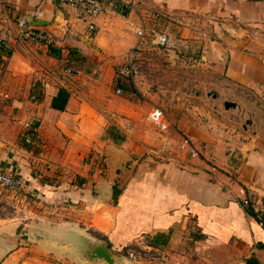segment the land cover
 Returning <instances> with one entry per match:
<instances>
[{
  "label": "crops",
  "instance_id": "1",
  "mask_svg": "<svg viewBox=\"0 0 264 264\" xmlns=\"http://www.w3.org/2000/svg\"><path fill=\"white\" fill-rule=\"evenodd\" d=\"M100 3L103 12L94 21L96 32L88 33L72 10L58 2L0 0V88L9 96L0 102L1 168L23 178L22 192L52 205L49 208L63 207L64 224L105 240L111 250L140 244L160 255L161 264H264V227L245 203L264 198V149L260 131L254 135L263 116L249 109L254 102L264 104V0ZM35 12L41 16L30 18ZM20 18L52 36L53 46L14 44ZM156 19L176 28L168 44L164 34L166 44L176 60L199 76L188 78L192 85L186 93L195 107L183 102L163 112L170 124L166 135L157 132L139 159L132 157L126 137L118 145L102 139V110L108 106L81 78L83 89L69 90L63 111L51 109L59 85L48 73L66 67V54L75 49L85 62L92 58L96 63L91 74L80 71V77L101 73V80L114 86L120 63L139 47L129 26L145 28ZM208 92L214 94L210 101ZM224 102L234 106L225 109ZM239 113H246L248 120H241ZM24 121L44 136L41 158L40 149L21 141ZM179 135L197 145L198 159L174 158ZM161 141L171 147L166 143L163 153L154 154ZM167 149L174 159L165 158ZM110 152L116 159L136 161L119 190L117 181L124 171L113 155L108 160ZM92 156L106 160L105 178L93 168ZM1 231L0 247L6 254L2 264H56L41 252L21 259L25 249L19 237L10 228ZM157 235L164 245L152 244Z\"/></svg>",
  "mask_w": 264,
  "mask_h": 264
},
{
  "label": "rangeland",
  "instance_id": "2",
  "mask_svg": "<svg viewBox=\"0 0 264 264\" xmlns=\"http://www.w3.org/2000/svg\"><path fill=\"white\" fill-rule=\"evenodd\" d=\"M144 29L146 30L143 40L138 47L139 49H134L132 56L128 59L129 63L136 66L137 69V75L132 80V85L135 86L134 89L136 90L134 94L125 92L121 89V93L116 95L114 93L116 88L113 86L112 81L108 82L105 80V83L104 80H101V73L96 74L95 77H81V81H83L86 86L88 83L95 87L97 96L103 95L102 100L106 106H108V108L105 107V109L102 110L103 117L106 121L105 127L107 124H111L121 132V134L126 137L125 143L128 144L129 151L133 152L132 157H138L139 159H143L146 156L144 152L150 147L149 142L151 139L155 138L156 140L158 137L155 128L146 121L147 112L152 107H157L168 114L172 106L183 102L189 109L195 107L193 99L188 97L186 93L190 91L189 88L192 85L190 81H188V78L192 77V75L199 76L195 73L191 74L192 70L189 65L180 62V59L176 60L175 55L172 54L169 47L170 45H167L170 43V39H174L176 32L175 27L171 24H167L162 19H156L147 22ZM155 34H165L168 37L167 44L162 48H158L152 44L153 35ZM181 57L183 58V56ZM87 59L89 61L87 62L88 64L93 66L96 65L94 59ZM191 59H193V57H189L190 62ZM128 60L125 59L122 61L119 67L125 66ZM75 64L76 63H73L72 65L75 66ZM116 74L119 75L117 71ZM117 75L114 76L116 77ZM86 91L87 90H85V92ZM208 94H210V92H208ZM234 97L236 98V96ZM211 98L210 95L207 96L208 101H210ZM243 99L246 100V97H243ZM189 101H191L190 105L188 104ZM243 103L244 107L248 108V103ZM252 105L253 107L251 108L249 106V109H253L263 116V118L260 119L262 124H260L257 130L255 129L254 135H257V132L260 131V139L264 149V104L254 102ZM211 109L212 107L209 105L208 110L211 111ZM239 114L241 120H248V116H250L251 113H248V111L247 114L244 113L248 115L247 117H244L242 113ZM206 120L207 119H205V121ZM161 135L165 136L166 134ZM169 135L171 134L169 133ZM178 137L180 139L182 136L179 135ZM95 156L91 157L93 168L98 170L99 175L105 178L108 172L106 160L103 157L99 159V157ZM90 166L91 165H89V167ZM51 206L41 203L35 197H31L22 191L18 193L4 192L0 194V232H5L1 230L10 228V233L19 237L21 246H24L22 249H25L21 254V259L33 255L32 252H41L49 256L51 258L50 260L56 264H72V261L67 258L60 259L58 256H54L53 253H45L40 250L37 243H32L27 240V233L30 228L33 229L34 226H59L63 224V220H65L63 216V207L58 206L56 208H49ZM92 232L93 231H91V233ZM2 251H4V249L0 247V264H2L6 257V254L2 253ZM111 252L114 253L116 251L111 250ZM127 253L133 256L131 260H129L131 264H161L160 255H156L140 244L123 247L118 254L117 252L114 254L127 258Z\"/></svg>",
  "mask_w": 264,
  "mask_h": 264
},
{
  "label": "built area",
  "instance_id": "3",
  "mask_svg": "<svg viewBox=\"0 0 264 264\" xmlns=\"http://www.w3.org/2000/svg\"><path fill=\"white\" fill-rule=\"evenodd\" d=\"M58 2L70 10H72L74 18L84 25V28L88 33L96 32V27L94 24L95 19L103 12L100 0H49ZM41 16L40 12H35L30 15V18H38ZM17 30L14 34V44L32 43L36 45H42L45 47H52L54 44V39L52 36L37 31L30 22L25 19L20 18L16 20ZM128 30L134 35L136 41V47L140 45L144 37V28L142 25L135 27L129 26ZM152 44L156 47H162L166 44V36L164 34L153 35ZM261 57L264 59V47L261 51ZM119 75L129 78L132 83L133 78L137 75L136 66L126 63L117 71ZM51 77L55 79L60 88L64 89L67 93L69 90L76 86L77 90H82L84 85L80 82L81 72L66 66L60 69L57 73L49 72ZM77 83V84H76ZM76 84V85H75ZM114 93L119 95L121 90L116 88ZM9 99L7 93H5L0 88V102H6ZM146 121L149 125L155 128L159 134H164L169 129V121L166 118L163 111L157 107H152L146 114ZM21 141L23 144L28 146H33L40 151L38 152V157H42L41 149L44 147L45 139L40 129L30 123L29 121H24L21 123ZM162 144L158 150H154V154L163 153L165 144L171 147L167 141H161ZM174 158L178 159L180 156H186L188 159H198L200 151L197 145L191 140V138L182 136L178 142L174 145ZM170 149L165 152V158L168 156L169 159H174L172 155L169 154ZM212 171L215 170L214 167L210 168ZM24 188V180L21 176H14L9 171H6L0 167V194L4 192L18 193ZM248 200L245 201L247 203ZM253 207V213L255 219L258 222L264 223V205L258 200V202L251 200ZM127 258L131 260L132 254L127 253ZM264 260V257L262 258ZM162 261H166V257L162 258ZM173 264H187L183 261H178Z\"/></svg>",
  "mask_w": 264,
  "mask_h": 264
},
{
  "label": "water",
  "instance_id": "4",
  "mask_svg": "<svg viewBox=\"0 0 264 264\" xmlns=\"http://www.w3.org/2000/svg\"><path fill=\"white\" fill-rule=\"evenodd\" d=\"M59 16V12H57L54 25L57 23ZM226 23L228 27L232 25L229 22ZM207 95L214 98L213 93ZM233 106L229 102L223 103L225 109ZM111 155L114 156L117 167L124 171V174L120 176V180L117 181V189L119 190L132 172L136 161L131 162L121 156L120 160L116 159V155L112 152L107 154L108 160ZM261 202L264 205V198L261 199ZM27 240L37 243L40 250L45 253H53L54 256H58L60 259L67 258L72 261V264H131L126 257L112 253L105 240L94 238L85 229L73 224L34 226L33 229L30 228L28 231Z\"/></svg>",
  "mask_w": 264,
  "mask_h": 264
},
{
  "label": "trees",
  "instance_id": "5",
  "mask_svg": "<svg viewBox=\"0 0 264 264\" xmlns=\"http://www.w3.org/2000/svg\"><path fill=\"white\" fill-rule=\"evenodd\" d=\"M8 55V53H6ZM66 66H69L71 68H74L75 70L81 71L85 74H91V64H88L87 62H85V58H82V56H79L78 51L75 49L69 50L68 53L66 54ZM70 62L76 63L75 66L70 64ZM1 63V61H0ZM115 75H117L115 73ZM114 87H119L120 89H123L125 92H129L134 94L135 93V89L133 88V85L131 84L129 78L127 77H123V76H119L117 75L114 78ZM68 98V94L67 92L62 89V88H57L55 95L53 96V98L50 101V108L61 112L63 111L66 101ZM101 137L104 141H109L112 144L118 145L121 142H123L124 140V136L123 134H121V132H119L113 125L111 124H107V126L103 129L102 133H101ZM1 167V166H0ZM3 169V168H2ZM11 174H13L14 176H20L19 174H15L11 171H9ZM247 211L252 215V217L255 219L252 207L253 204L252 202H250V200L248 199L247 201ZM256 220V219H255ZM257 221V220H256ZM258 224H260L261 226L264 227V223L262 222H258ZM155 242L149 241V243L152 242L153 245L158 244V246H162L164 245V240L163 237H161L160 235L156 236V239H154ZM108 246V245H107ZM114 251V250H112ZM117 254L119 253V250L116 251ZM114 252V253H116Z\"/></svg>",
  "mask_w": 264,
  "mask_h": 264
},
{
  "label": "bare ground",
  "instance_id": "6",
  "mask_svg": "<svg viewBox=\"0 0 264 264\" xmlns=\"http://www.w3.org/2000/svg\"><path fill=\"white\" fill-rule=\"evenodd\" d=\"M21 192V191H20Z\"/></svg>",
  "mask_w": 264,
  "mask_h": 264
}]
</instances>
